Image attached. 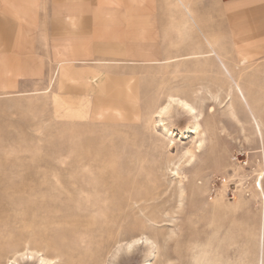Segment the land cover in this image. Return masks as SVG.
<instances>
[{"label":"rangeland","instance_id":"374dc122","mask_svg":"<svg viewBox=\"0 0 264 264\" xmlns=\"http://www.w3.org/2000/svg\"><path fill=\"white\" fill-rule=\"evenodd\" d=\"M212 58L67 66L0 99V264H264V58ZM169 97L194 114L153 121Z\"/></svg>","mask_w":264,"mask_h":264},{"label":"crops","instance_id":"0c3cea01","mask_svg":"<svg viewBox=\"0 0 264 264\" xmlns=\"http://www.w3.org/2000/svg\"><path fill=\"white\" fill-rule=\"evenodd\" d=\"M182 2L0 0V99L47 88L60 68V79L74 81L67 66L129 68L183 56L208 60L217 73L205 40L233 76L235 62L264 58V0ZM177 35L183 53L176 51ZM102 77L94 76L90 87Z\"/></svg>","mask_w":264,"mask_h":264},{"label":"bare ground","instance_id":"6f19581e","mask_svg":"<svg viewBox=\"0 0 264 264\" xmlns=\"http://www.w3.org/2000/svg\"><path fill=\"white\" fill-rule=\"evenodd\" d=\"M178 1V3H179V5H183V2H182V0H177ZM206 41V42H205ZM204 42L206 43V45H207V47L209 48V55L208 56H212V57H214L215 59H217V60H219L220 58H219V56H217L216 55V53H215V51L213 50V48H212V45H211V43L209 42V41H207V40H205ZM214 47V46H213ZM195 56V55H194ZM198 56V55H197ZM204 57V56H203ZM206 57V56H205ZM221 62H219V64H220ZM226 71H227V69H225ZM228 72V71H227ZM235 86H236V89H237V92L239 93V96L244 100L245 99V95L243 94V92H242V90H241V88L239 87V85L236 83L235 84ZM215 97V96H214ZM174 105H177V106H179L180 108H182L186 113H188V114H194V112H195V109L193 108V106L187 101V100H185V99H181V98H178V97H169L168 98V100L166 101V103L164 104V105H162L161 107H159L153 114H154V116H153V121H154V118H158V120H159V122H161L163 119H162V117L163 116H166V115H168V112H169V110L171 109V107L173 106L174 107ZM195 118H197V116L195 117ZM197 121V120H196ZM155 122H157V121H155ZM191 130L194 132V133H196V131L198 130V124H193L192 125V127H191ZM165 131H166V134L168 135V136H172V133H169V130H167V129H165ZM170 142V141H169ZM200 146H201V143L198 145V146H196V148L197 149H199L200 148ZM188 152H190V151H188ZM187 152V153H188ZM191 153V152H190ZM177 169V168H176ZM139 242V239H135V240H132V241H130L129 243H128V246H131V245H133V244H136L137 245V243ZM207 252H209V251H207ZM217 252V251H216ZM213 253H214V251H213ZM204 254H206V252H204ZM216 254V253H215ZM31 255V254H30ZM209 255H210V253H209ZM209 255H207V256H209ZM22 256H26L25 254L23 255L22 254ZM22 256H20V258L22 257ZM206 256V257H207ZM218 256H220V255H218ZM36 258H37V256H36ZM35 258V259H36ZM205 258V257H204ZM203 258V259H204ZM214 258V257H213ZM216 258V257H215ZM217 258H220V257H217ZM19 259V258H18ZM202 259V258H201ZM209 259V258H208ZM221 259V258H220ZM220 259L218 260L219 262H220ZM206 260V259H205ZM215 260V259H214ZM14 261H16V260H14ZM25 261V260H24ZM31 261V260H30ZM202 261V260H201ZM217 261V260H216ZM229 261H231V260H229ZM234 261V260H233ZM233 261H232V263H233ZM239 261H241V260H238V262ZM39 262H41L42 264H45L46 262H47V260L45 259V258H40L39 259ZM199 262V261H198ZM227 262V261H226ZM226 262H225V264H226ZM212 264V261L211 262H209V264ZM223 263V262H222ZM231 263V264H232ZM234 263H237V261L235 260V262ZM243 263V262H242ZM208 264V263H207ZM240 264V263H239Z\"/></svg>","mask_w":264,"mask_h":264}]
</instances>
